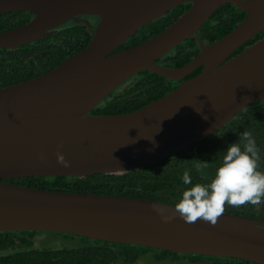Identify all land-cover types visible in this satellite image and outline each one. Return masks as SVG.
<instances>
[{"label": "water", "instance_id": "1", "mask_svg": "<svg viewBox=\"0 0 264 264\" xmlns=\"http://www.w3.org/2000/svg\"><path fill=\"white\" fill-rule=\"evenodd\" d=\"M185 2L190 7L160 33L113 52ZM225 3L242 9L244 19L223 37L202 43L199 27ZM12 11L33 17L1 31L0 48L46 37L69 20L87 23L82 15L99 19L89 25L91 39L82 50L39 76L0 88V232L53 231L264 264L261 219L223 212L214 225L200 219L187 223L170 203L6 181L126 173L198 143L244 107L264 100V38L228 58L264 29V0H0V13ZM187 38L200 47L191 61L177 68L155 62ZM199 66L198 74L139 109L90 113L140 71L178 80Z\"/></svg>", "mask_w": 264, "mask_h": 264}, {"label": "trees", "instance_id": "2", "mask_svg": "<svg viewBox=\"0 0 264 264\" xmlns=\"http://www.w3.org/2000/svg\"><path fill=\"white\" fill-rule=\"evenodd\" d=\"M191 3L172 8L138 29L113 52L137 45L160 33L184 13ZM245 12L231 3L218 7L199 27L197 36L204 44L211 43L232 31L245 17ZM33 14L28 11L0 13V32L27 23ZM84 22L66 23L51 29L46 37L16 48H0V88L39 76L63 60L82 50L90 41L98 17L82 15ZM91 25V27H89ZM264 38V29L234 50L228 58L242 52L246 46ZM200 51L194 38H187L155 60L164 67L177 68L191 61ZM202 69L199 66L188 75L168 79L144 70L128 78L90 113L120 114L134 111L164 96L180 82ZM251 132L259 149L258 170L264 172V100L244 107L234 117L207 138L175 154L122 174H94L73 176L22 177L6 181L24 186L74 193L122 195L150 199L176 205L185 185L187 172L192 184H207L222 163L226 148L238 143L240 133ZM264 220V202L234 207L225 204L224 211ZM0 262L9 264H258L236 257H219L176 253L140 245L114 243L79 235L53 231L0 232Z\"/></svg>", "mask_w": 264, "mask_h": 264}, {"label": "clouds", "instance_id": "3", "mask_svg": "<svg viewBox=\"0 0 264 264\" xmlns=\"http://www.w3.org/2000/svg\"><path fill=\"white\" fill-rule=\"evenodd\" d=\"M238 140L226 148L209 183L193 185L191 176L184 173L183 183L191 187L183 191L175 210L185 222L200 219L214 225L225 204L239 207L264 202V172L258 170L260 154L256 140L248 131L240 133ZM58 162L67 166L62 156H58Z\"/></svg>", "mask_w": 264, "mask_h": 264}]
</instances>
